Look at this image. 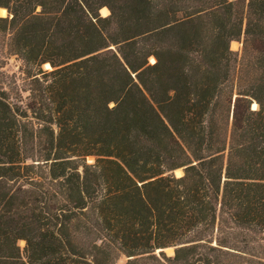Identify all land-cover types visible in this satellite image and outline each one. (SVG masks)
<instances>
[{"label": "trees", "instance_id": "1", "mask_svg": "<svg viewBox=\"0 0 264 264\" xmlns=\"http://www.w3.org/2000/svg\"><path fill=\"white\" fill-rule=\"evenodd\" d=\"M0 14V264H264V0Z\"/></svg>", "mask_w": 264, "mask_h": 264}, {"label": "rangeland", "instance_id": "2", "mask_svg": "<svg viewBox=\"0 0 264 264\" xmlns=\"http://www.w3.org/2000/svg\"><path fill=\"white\" fill-rule=\"evenodd\" d=\"M101 14H106L107 11L101 10ZM7 12L2 15L5 16ZM1 15V14H0ZM240 43L238 41H232L231 42V48L234 50L239 49ZM150 62L153 61L151 58L149 60ZM21 64V61L19 60L18 57L15 55L11 54L8 48V38L5 34L0 33V83H9L10 82V77L9 75L13 72H16L19 74L20 69L19 66ZM44 68H48V65H44ZM175 173L179 175L181 173V170H176ZM19 244L21 246L24 245L23 240H19ZM172 248V247H171ZM167 254H172L173 253V248L172 249H165L164 250ZM126 258L121 257L118 260V264H123L125 262Z\"/></svg>", "mask_w": 264, "mask_h": 264}, {"label": "water", "instance_id": "3", "mask_svg": "<svg viewBox=\"0 0 264 264\" xmlns=\"http://www.w3.org/2000/svg\"><path fill=\"white\" fill-rule=\"evenodd\" d=\"M163 250H165V249H163Z\"/></svg>", "mask_w": 264, "mask_h": 264}, {"label": "bare ground", "instance_id": "4", "mask_svg": "<svg viewBox=\"0 0 264 264\" xmlns=\"http://www.w3.org/2000/svg\"><path fill=\"white\" fill-rule=\"evenodd\" d=\"M180 175V174H179Z\"/></svg>", "mask_w": 264, "mask_h": 264}]
</instances>
